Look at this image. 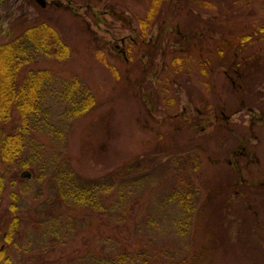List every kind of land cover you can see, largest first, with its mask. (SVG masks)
Returning a JSON list of instances; mask_svg holds the SVG:
<instances>
[{"label": "rangeland", "instance_id": "rangeland-1", "mask_svg": "<svg viewBox=\"0 0 264 264\" xmlns=\"http://www.w3.org/2000/svg\"><path fill=\"white\" fill-rule=\"evenodd\" d=\"M44 1L45 7L33 0H0V45L46 23L71 51L66 62L41 57L31 65L48 73L46 115L33 138L36 144L30 141L20 164L30 160L37 168L14 170L0 156V172L6 176L0 201V247L1 235L7 232L1 217L14 214L10 205L33 219L50 211L51 200L45 202V185L37 178L54 162L60 134L65 133L62 154L80 178L93 180L127 165L155 172L145 194H132L131 209L118 227L108 222V214L89 216L88 209H72L60 216L57 231L62 232L71 264L107 259L108 233L115 227L137 249L134 243L142 242L136 228L142 227L147 215L154 217L152 233L159 256L166 257L162 250L173 251L164 259L167 264H194L192 256L197 264H264V32L259 31L264 0H205L197 6L181 0L165 3L156 18L160 32L155 27L151 35L175 32L176 25L183 33H207L209 70L199 71L197 52L179 54L181 46L176 45L172 48L176 52L167 55L165 70L149 72L145 79L137 71L127 74L113 46L136 28L150 0ZM166 40L162 36L161 44ZM225 43L233 47L232 56L227 55ZM221 48L223 55L218 52ZM132 55L139 60V54ZM176 57L186 61L182 69L188 71L178 78L172 73L181 67L170 63ZM218 58L225 70L236 59L243 63L241 70H247L224 74L217 69ZM74 83L89 89L96 100L91 111L77 118L66 101L70 89L75 92ZM204 112H217L220 120L206 121L200 116ZM221 112L228 121L222 120ZM16 119L13 114L9 120L0 119V132L11 131ZM173 188L198 196L201 204L197 222L181 239L152 212ZM180 213L177 205H170L162 215L172 219ZM26 219L20 234L4 244L0 264L61 262L58 251L40 252L43 229Z\"/></svg>", "mask_w": 264, "mask_h": 264}, {"label": "trees", "instance_id": "trees-1", "mask_svg": "<svg viewBox=\"0 0 264 264\" xmlns=\"http://www.w3.org/2000/svg\"><path fill=\"white\" fill-rule=\"evenodd\" d=\"M176 1L178 2V0ZM181 1H191L194 6L206 2L205 0ZM171 2L172 0H150L144 17L137 21L138 27L142 31H146L145 27L147 23L152 19L159 18L163 5L165 3L170 4ZM173 29H175L173 31L183 33L180 31L178 25L173 27ZM259 31L264 32V22L260 25ZM177 40L179 41L180 38L177 37ZM225 46L228 47L226 50L227 55L232 56L230 51L233 47L229 43H225ZM175 52L176 50H174ZM241 52H243V49H241ZM239 54L241 55V53ZM70 56L71 51L69 47L57 31L46 23L32 26L24 30L10 42L0 45V119L9 120L12 114L17 118L16 121L11 123L13 127L11 131L0 132V156L8 168L14 170H33L35 166L31 167L30 160H28V163L20 164V159L27 145H30L31 142L32 144H36L33 138L35 139L36 134L39 132L42 116L45 117L46 115L43 110L46 100V81L48 80L46 75L48 73L46 70H33L31 65L37 63L41 57L66 62ZM97 57L108 66L103 58H101V55H97ZM234 62H236V65L243 64L242 62H238L237 59ZM185 64L186 61L184 62L180 57H176L171 61V66L176 65L177 67H181V71H173L172 74L174 77L178 78L184 75L185 72H188L186 69H182ZM245 70L247 69L240 70V72ZM133 71L130 70L127 74ZM137 72H140L145 79L146 73H142L139 70ZM227 73L230 75L233 72ZM154 77L156 76L153 75L151 77L152 81ZM127 82L129 81L127 80ZM72 85L71 88L75 92H72L70 89V92L66 94V101L71 106L72 115L77 118L91 111L96 105V100L89 89L77 87L76 83ZM61 130L63 132V129ZM61 134L58 146L59 151L54 162L51 164L48 163L49 165L46 167V171L37 178L40 184L44 183L45 185V192L47 193L45 202L51 200L50 211L39 215V218L36 217L33 219L32 217L25 216V214L16 213L15 206L13 204L10 205L8 210L10 213L14 212V214L11 217H1V221L3 222L2 228L7 230L6 233L1 235V239L3 240L1 244H11L12 235L20 234V225L27 218V222H33L37 229H43L42 238L45 241L43 247H40V252L50 255L58 251L61 262H57L56 264H71V262L67 261L70 254H68V248L62 241V232L57 231L60 216L68 210L88 209L89 216L91 213L97 216L108 214V222L110 221L118 227L119 224L125 222L126 215L131 209L130 202L133 198L132 194L138 191H142L145 194V191L147 192V188L155 176V172L154 169L148 170L147 168L137 167V165L135 167L127 165L108 175L93 180L80 178L69 169L67 158L62 154L61 147L65 133L64 135ZM139 163L140 161L137 164L141 165ZM35 168L37 167L35 166ZM5 185L6 176L0 172V201ZM151 191L150 193L148 192L150 196L153 193V190ZM107 196L108 206L105 204ZM17 197L15 194H12L13 202L18 200ZM149 201V199L146 200L144 204H147ZM170 205H177L180 208L181 213L179 217L169 219L167 215H162L164 214V210L170 208ZM200 209L201 204L198 196L194 197L192 194L183 193L179 188H173L168 196H163L154 204L152 212L160 217L162 224L167 223L170 225L169 230L173 227L175 234L181 239L187 237L190 229L197 222L196 218L198 217H196V214L200 212ZM143 219L142 227L137 225L136 228V231H138L137 236H140L139 239L142 242L134 243L138 246L137 249H132L130 247L131 244L123 240L121 232L115 227L111 234L108 233L107 259L103 260L101 258L98 261L94 260L91 264H167L164 259L167 256L170 257V253H173V251L170 249L169 251L162 250L166 254V257L161 258L159 256V253L155 249L154 235L152 233L155 225L154 217L147 215ZM141 228L148 232L142 231ZM144 239L147 240L145 241ZM56 241L58 242L57 244ZM2 245L0 247V258L4 253L3 247H5V245ZM144 246H147V248ZM191 259H193L194 264H197L193 256ZM62 260L64 261L62 262ZM48 264L51 263L48 262Z\"/></svg>", "mask_w": 264, "mask_h": 264}, {"label": "flooded vegetation", "instance_id": "flooded-vegetation-1", "mask_svg": "<svg viewBox=\"0 0 264 264\" xmlns=\"http://www.w3.org/2000/svg\"><path fill=\"white\" fill-rule=\"evenodd\" d=\"M60 3V1H59ZM58 3V4H59ZM107 13V12H106ZM129 23V22H127ZM156 19H152L147 23L145 27L146 31H142L138 25L136 28L133 27V31L126 38H122L120 40V44H116L113 46V51L115 55H120L123 58V63L126 66V71L130 72V70H139L142 73L154 72L157 73L160 70H165L166 68V59L167 55L172 52V48L176 47V45L181 46L179 53H186L191 56L193 52H197L200 55V69L202 72H207L209 70V63L207 60V33H199L197 35L193 33H180L175 31V33L163 32L160 34L159 25L157 27ZM131 27V26H130ZM158 29V35H151L154 28ZM167 36V40L165 43L161 44V37ZM177 37L180 40H177ZM184 41V42H183ZM223 44L221 45V47ZM184 47V48H183ZM171 48V49H170ZM170 50V51H169ZM139 54L140 60L133 58V53ZM174 52V51H173ZM189 52V53H188ZM220 54H224L223 48L218 51ZM191 54V55H190ZM186 55V56H187ZM205 55V57H204ZM237 54L235 53V56ZM223 58V57H222ZM171 63V62H170ZM223 59L218 58V67L217 69L222 71V73L234 72L237 73L242 69V66L236 65V62L232 63L227 70L224 68ZM140 68H137L136 67ZM220 71V72H221ZM155 78V77H154ZM222 114V120L228 121V118ZM205 116V120L208 121L211 118L217 122L220 120L217 112L212 113H200V116Z\"/></svg>", "mask_w": 264, "mask_h": 264}, {"label": "water", "instance_id": "water-1", "mask_svg": "<svg viewBox=\"0 0 264 264\" xmlns=\"http://www.w3.org/2000/svg\"><path fill=\"white\" fill-rule=\"evenodd\" d=\"M37 4H39L41 7H45V1L44 0H34Z\"/></svg>", "mask_w": 264, "mask_h": 264}]
</instances>
